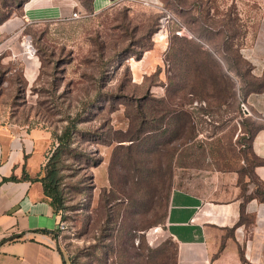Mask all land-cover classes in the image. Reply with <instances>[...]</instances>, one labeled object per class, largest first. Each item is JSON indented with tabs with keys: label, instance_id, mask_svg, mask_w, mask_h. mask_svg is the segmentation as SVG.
I'll return each instance as SVG.
<instances>
[{
	"label": "rangeland",
	"instance_id": "rangeland-1",
	"mask_svg": "<svg viewBox=\"0 0 264 264\" xmlns=\"http://www.w3.org/2000/svg\"><path fill=\"white\" fill-rule=\"evenodd\" d=\"M29 1L0 0V125L46 131L44 166L75 126L57 164L65 264H175L171 190L249 159L240 86L263 82L264 0H77L76 20Z\"/></svg>",
	"mask_w": 264,
	"mask_h": 264
},
{
	"label": "crops",
	"instance_id": "crops-1",
	"mask_svg": "<svg viewBox=\"0 0 264 264\" xmlns=\"http://www.w3.org/2000/svg\"><path fill=\"white\" fill-rule=\"evenodd\" d=\"M116 1L93 0V9ZM78 5L30 0L24 11L34 19L70 18ZM250 65L262 80L264 64ZM240 103L259 123L249 159L210 185L171 190L165 228L176 245L175 264H264V90ZM50 145L42 129L0 125V264H65L56 236L61 219L38 181Z\"/></svg>",
	"mask_w": 264,
	"mask_h": 264
},
{
	"label": "trees",
	"instance_id": "trees-1",
	"mask_svg": "<svg viewBox=\"0 0 264 264\" xmlns=\"http://www.w3.org/2000/svg\"><path fill=\"white\" fill-rule=\"evenodd\" d=\"M85 6L89 10L90 3H88V5L87 3H85ZM255 81H258V82L263 81V82H259L260 84L257 83L253 85L249 83L248 90H244V91L242 90V87L240 86L242 98L244 95L250 92H260L264 90V78L262 80H255ZM251 85L255 86V89H249ZM242 98L240 99V101L242 100ZM74 131H75V126L72 123L69 126L65 127L64 130L61 132V134L57 136L56 139L59 144L57 148L54 150L53 154L48 159V161L46 162L43 168L44 173L42 177L38 179V181L41 182L42 184L43 192L45 196L51 199L55 207L56 213H58L60 216V219L62 218L61 213H62V210L64 209V197H63L62 191L59 188L60 186H59V182L57 178V164L59 162L60 156L62 152L64 151V149L69 147ZM46 167H48V169H45Z\"/></svg>",
	"mask_w": 264,
	"mask_h": 264
},
{
	"label": "built area",
	"instance_id": "built-area-1",
	"mask_svg": "<svg viewBox=\"0 0 264 264\" xmlns=\"http://www.w3.org/2000/svg\"><path fill=\"white\" fill-rule=\"evenodd\" d=\"M80 17H81L80 11H79V9H76L75 11L72 12L69 19L70 20H76V19H79ZM241 108H242L243 112H244V110H247L243 104H241ZM247 114H248V111H247ZM63 230H64V224H63V222L60 221L58 224L57 232L63 231Z\"/></svg>",
	"mask_w": 264,
	"mask_h": 264
},
{
	"label": "bare ground",
	"instance_id": "bare-ground-1",
	"mask_svg": "<svg viewBox=\"0 0 264 264\" xmlns=\"http://www.w3.org/2000/svg\"><path fill=\"white\" fill-rule=\"evenodd\" d=\"M159 40H162L164 37L162 35V33H159L157 36H156ZM31 50V48L29 50H27V52L29 53V51Z\"/></svg>",
	"mask_w": 264,
	"mask_h": 264
},
{
	"label": "water",
	"instance_id": "water-1",
	"mask_svg": "<svg viewBox=\"0 0 264 264\" xmlns=\"http://www.w3.org/2000/svg\"><path fill=\"white\" fill-rule=\"evenodd\" d=\"M244 113L247 114V110H244Z\"/></svg>",
	"mask_w": 264,
	"mask_h": 264
}]
</instances>
